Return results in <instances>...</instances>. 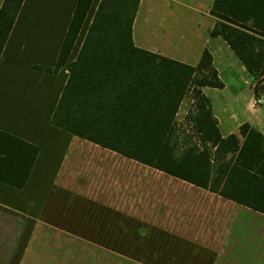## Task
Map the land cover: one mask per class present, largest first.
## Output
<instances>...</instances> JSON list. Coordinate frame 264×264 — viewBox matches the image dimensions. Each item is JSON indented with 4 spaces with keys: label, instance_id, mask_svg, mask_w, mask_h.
Returning <instances> with one entry per match:
<instances>
[{
    "label": "crops",
    "instance_id": "crops-1",
    "mask_svg": "<svg viewBox=\"0 0 264 264\" xmlns=\"http://www.w3.org/2000/svg\"><path fill=\"white\" fill-rule=\"evenodd\" d=\"M98 1L92 0L67 62ZM76 3L23 0L0 53V130L38 147L21 188L0 181V264H264L263 212L51 123L68 69L42 68L54 67ZM213 3L139 0L133 43L193 66L207 49L223 85L201 91L221 136L248 123L264 137V87L256 93L230 46L209 34L216 21L262 38L264 29L232 20ZM185 97L175 127L187 125L188 113L180 112ZM181 130L188 140L181 148L201 149L194 127ZM135 247L137 255H113V248Z\"/></svg>",
    "mask_w": 264,
    "mask_h": 264
},
{
    "label": "trees",
    "instance_id": "trees-1",
    "mask_svg": "<svg viewBox=\"0 0 264 264\" xmlns=\"http://www.w3.org/2000/svg\"><path fill=\"white\" fill-rule=\"evenodd\" d=\"M22 1L2 2L0 53ZM91 2L77 0L54 67L42 68L68 69L51 123L264 213V137L248 123L221 136L201 91L223 85L210 52L204 49L193 66L140 49L132 40L139 0H99L75 59L67 62ZM213 9L264 29V0H214ZM209 34L224 39L247 72L264 83V38L223 21ZM190 90L195 113L189 119L202 147L189 144L177 152L174 116ZM37 151L0 130V181L21 188Z\"/></svg>",
    "mask_w": 264,
    "mask_h": 264
},
{
    "label": "rangeland",
    "instance_id": "rangeland-1",
    "mask_svg": "<svg viewBox=\"0 0 264 264\" xmlns=\"http://www.w3.org/2000/svg\"><path fill=\"white\" fill-rule=\"evenodd\" d=\"M253 77V81H254V87L257 88L258 92L263 91V87H264V83H260L259 81L262 79L260 77ZM258 80V82H257ZM256 82V83H255ZM190 99L193 100V92L190 90L187 94L186 97L184 99V102L182 104V109H180V112H184L186 111L188 113V116L191 118L194 115V107H193V103L191 102ZM181 115V114H180ZM182 116V115H181ZM179 117V116H178ZM184 128H188L187 125H179L178 127H175V135H176V142H177V147H176V151L179 152L181 149V146L184 144L188 143V140L186 138V136L184 135H180L181 134V129ZM181 130V131H180ZM105 251L102 249H91V253L90 254H100L103 255ZM80 253L81 254H88V250L87 249H80ZM130 254V255H137V248H113V255H118V254Z\"/></svg>",
    "mask_w": 264,
    "mask_h": 264
},
{
    "label": "built area",
    "instance_id": "built-area-1",
    "mask_svg": "<svg viewBox=\"0 0 264 264\" xmlns=\"http://www.w3.org/2000/svg\"><path fill=\"white\" fill-rule=\"evenodd\" d=\"M185 122L187 123L188 128H193V122L191 121V119H186Z\"/></svg>",
    "mask_w": 264,
    "mask_h": 264
}]
</instances>
